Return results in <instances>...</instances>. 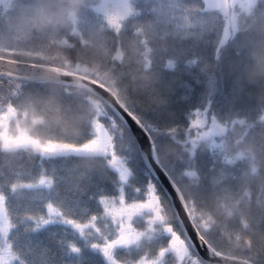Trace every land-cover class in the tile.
<instances>
[{"label": "snow or ice", "instance_id": "snow-or-ice-1", "mask_svg": "<svg viewBox=\"0 0 264 264\" xmlns=\"http://www.w3.org/2000/svg\"><path fill=\"white\" fill-rule=\"evenodd\" d=\"M82 6L0 29V154L17 159L0 264H264V80L226 79L246 71L235 5L220 26L219 0ZM240 6L264 23V0Z\"/></svg>", "mask_w": 264, "mask_h": 264}, {"label": "trees", "instance_id": "trees-1", "mask_svg": "<svg viewBox=\"0 0 264 264\" xmlns=\"http://www.w3.org/2000/svg\"><path fill=\"white\" fill-rule=\"evenodd\" d=\"M67 2L80 5L76 9L78 12L85 11L82 6L84 0H67ZM226 2L228 5H235L238 32L243 37L241 43L245 50L244 58L246 62V71H241L234 59L229 62L225 69L226 79L232 77L235 80L237 90L244 89L243 81L246 80L247 90L251 91L258 80H264V23H257L251 19L247 11L240 6L242 0H227ZM60 3L61 0H11L9 3L11 15L7 17L4 11H0L2 13L0 21L5 25L11 24L13 32L25 25L31 27L32 32H36L50 25L52 21L51 12L55 11V8L51 5ZM232 12L233 8L230 6L227 11L213 10L209 13V21L217 26L223 25L226 17L231 18ZM136 70H139L138 66ZM153 83L155 84V81ZM133 87L137 92L140 91L138 85H133ZM258 95H264V92L258 93ZM66 127L72 132L77 131L76 127L70 122ZM42 134L60 133H57L56 129L49 125ZM261 135L264 136V133H261ZM23 159L24 163L27 164L29 160H34L35 157L24 154ZM16 163L15 156L0 154V165L14 166ZM188 191H192V189L189 188Z\"/></svg>", "mask_w": 264, "mask_h": 264}, {"label": "rangeland", "instance_id": "rangeland-1", "mask_svg": "<svg viewBox=\"0 0 264 264\" xmlns=\"http://www.w3.org/2000/svg\"><path fill=\"white\" fill-rule=\"evenodd\" d=\"M11 1V0H10ZM227 0H219V3L221 4V10L222 11H227L229 8L228 3L226 2ZM10 4L7 3L6 0V4L4 5H0V11H4V14L8 17L11 15V11H10ZM115 11V10H113ZM123 11V10H121ZM31 30V27H28ZM0 29H3V35L6 37L8 35V24L5 25L3 22L0 21ZM16 32H13V34H15Z\"/></svg>", "mask_w": 264, "mask_h": 264}]
</instances>
